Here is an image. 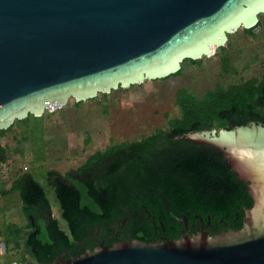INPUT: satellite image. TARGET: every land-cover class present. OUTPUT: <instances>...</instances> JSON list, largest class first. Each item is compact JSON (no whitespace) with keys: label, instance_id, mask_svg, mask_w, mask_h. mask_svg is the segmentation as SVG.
Returning a JSON list of instances; mask_svg holds the SVG:
<instances>
[{"label":"water","instance_id":"obj_1","mask_svg":"<svg viewBox=\"0 0 264 264\" xmlns=\"http://www.w3.org/2000/svg\"><path fill=\"white\" fill-rule=\"evenodd\" d=\"M262 13L264 0H0V129L70 98L170 76L185 59L213 53L229 33L255 26ZM185 137L219 149L243 180L252 205L240 228L98 242L37 264H264V125Z\"/></svg>","mask_w":264,"mask_h":264},{"label":"trees","instance_id":"obj_2","mask_svg":"<svg viewBox=\"0 0 264 264\" xmlns=\"http://www.w3.org/2000/svg\"><path fill=\"white\" fill-rule=\"evenodd\" d=\"M259 23L242 30L253 35ZM220 59L223 72L234 71L225 53ZM185 61L200 63L201 59ZM174 98L180 115L168 118L167 128L113 142L65 174L48 170L67 230L52 216L45 189L31 173H20L12 180L10 189L18 192L27 220L24 246L31 261L51 263L59 255L68 258L93 249L98 242L112 245L115 232L124 240L155 242L153 222L158 230L168 232L183 228L184 217L189 224L198 219L209 222L217 233L222 223L241 227L244 210L252 205L243 180L219 149L185 134L250 122L264 125V74L227 87L218 84L201 96L182 87ZM12 127L0 129V137ZM6 157L0 140V162Z\"/></svg>","mask_w":264,"mask_h":264},{"label":"rangeland","instance_id":"obj_3","mask_svg":"<svg viewBox=\"0 0 264 264\" xmlns=\"http://www.w3.org/2000/svg\"><path fill=\"white\" fill-rule=\"evenodd\" d=\"M258 18L260 23L253 29V35L238 28L227 35L222 45L224 50L217 47L210 55L202 56L200 63L185 61L178 75L118 87L78 103L70 98L55 110L15 120L4 135L7 157L0 162V264L33 260L24 246L28 227L22 202L18 192L10 189L15 177L29 172L41 183L52 216L67 230L54 187L48 183V170L65 174L82 165L91 153L113 142L140 138L157 128H167V119L180 115L174 98L179 88H188L201 96L218 84L227 87L250 77L261 78L264 13ZM223 53L228 56L233 72L222 71ZM218 132L215 130V134Z\"/></svg>","mask_w":264,"mask_h":264},{"label":"flooded vegetation","instance_id":"obj_4","mask_svg":"<svg viewBox=\"0 0 264 264\" xmlns=\"http://www.w3.org/2000/svg\"><path fill=\"white\" fill-rule=\"evenodd\" d=\"M183 222H184L183 228L170 230L171 232H168L169 230H165V229L158 230L157 229L158 227L156 226V224H154L155 232L152 235L154 237V240L158 241L161 239H172L175 237L177 238L180 235L185 234V233L192 235V234L198 233L200 231H209L211 234L217 233L215 231L216 228L214 226L209 225V222L207 224H205L204 222H202V219H198L195 223L189 224L187 218L184 217ZM226 227H227L226 224L222 223L220 230H225ZM227 228H231V227H227ZM112 237L114 238L115 242L123 241L125 239V238H122V236H119L117 232H115L112 235Z\"/></svg>","mask_w":264,"mask_h":264},{"label":"built area","instance_id":"obj_5","mask_svg":"<svg viewBox=\"0 0 264 264\" xmlns=\"http://www.w3.org/2000/svg\"><path fill=\"white\" fill-rule=\"evenodd\" d=\"M60 107H62V106H60ZM58 107H56L55 109H57ZM55 109H48V110H55ZM27 262H32V263H34V264H37L38 262H35V261H27ZM27 262H21V261H19V260H13L12 262H10L9 264H24V263H27Z\"/></svg>","mask_w":264,"mask_h":264}]
</instances>
